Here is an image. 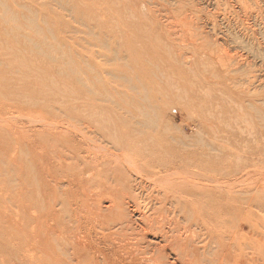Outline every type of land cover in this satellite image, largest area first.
Masks as SVG:
<instances>
[{
	"label": "rangeland",
	"instance_id": "obj_1",
	"mask_svg": "<svg viewBox=\"0 0 264 264\" xmlns=\"http://www.w3.org/2000/svg\"><path fill=\"white\" fill-rule=\"evenodd\" d=\"M189 263L264 264V0H0V264Z\"/></svg>",
	"mask_w": 264,
	"mask_h": 264
},
{
	"label": "bare ground",
	"instance_id": "obj_2",
	"mask_svg": "<svg viewBox=\"0 0 264 264\" xmlns=\"http://www.w3.org/2000/svg\"><path fill=\"white\" fill-rule=\"evenodd\" d=\"M62 237H63V236H62ZM66 240H67V239H66ZM143 246H144V245H143ZM160 248H161V247H160ZM193 248H194V247H193ZM149 250H150V249H149ZM139 252H140V251H139ZM145 252H147V251H145ZM155 252H156V251H155ZM145 254H146V253H145ZM155 254H156V253H155ZM149 255H150V254H149ZM188 260H190V259H188ZM188 260H187V261H188ZM192 261H193V260H192ZM189 264H191V263H189Z\"/></svg>",
	"mask_w": 264,
	"mask_h": 264
}]
</instances>
